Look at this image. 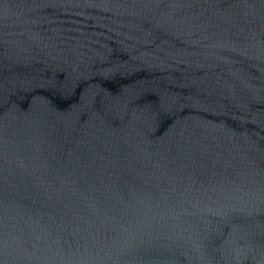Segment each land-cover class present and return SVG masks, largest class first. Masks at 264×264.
I'll return each instance as SVG.
<instances>
[{
    "label": "water",
    "instance_id": "1",
    "mask_svg": "<svg viewBox=\"0 0 264 264\" xmlns=\"http://www.w3.org/2000/svg\"><path fill=\"white\" fill-rule=\"evenodd\" d=\"M0 264H264V0H0Z\"/></svg>",
    "mask_w": 264,
    "mask_h": 264
}]
</instances>
